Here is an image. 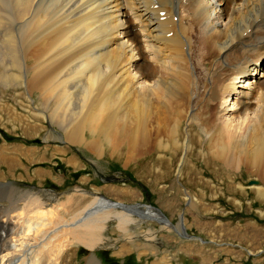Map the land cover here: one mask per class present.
<instances>
[{
  "label": "bare ground",
  "instance_id": "1",
  "mask_svg": "<svg viewBox=\"0 0 264 264\" xmlns=\"http://www.w3.org/2000/svg\"><path fill=\"white\" fill-rule=\"evenodd\" d=\"M263 62L264 0H0L1 94L23 87L31 100L37 95L43 122L63 129L67 142L126 162L183 149V166L194 147L189 128L197 126L209 159L244 167L262 181L261 194ZM8 65L18 73L8 74ZM209 87L223 97L213 94L206 101L216 104L207 108L212 116L202 118ZM99 197L93 203L102 207L80 211L67 225L70 245L94 250L108 220L120 229L135 221L136 214ZM33 200L34 216L0 219V264H60L55 242L67 233L51 235L52 212Z\"/></svg>",
  "mask_w": 264,
  "mask_h": 264
},
{
  "label": "rangeland",
  "instance_id": "2",
  "mask_svg": "<svg viewBox=\"0 0 264 264\" xmlns=\"http://www.w3.org/2000/svg\"><path fill=\"white\" fill-rule=\"evenodd\" d=\"M7 68L8 74L18 73L17 68ZM221 79L217 84L223 86L225 79ZM212 87L205 102L212 103L213 94L220 96L216 100L223 97ZM5 88L2 94L0 90V219L34 216L33 199H39L43 208L38 210L52 212L46 214L47 221L53 220L48 229L57 236L67 233V225L80 211L102 207L93 201L104 196L124 204L155 205L173 223L182 212L187 233L205 242L181 240L167 226L161 229L138 217L127 229L110 219L103 229L104 243L94 250L70 245L69 234L60 235L55 242L63 250L60 264H264V193L257 190L263 183L244 167L231 169L209 159L197 126L189 128L194 147L183 166V149L154 150L127 162L109 151L100 157L85 146L67 142L59 126L43 122L37 95L34 102L23 87ZM207 102L200 111L202 118V114L210 117L215 104Z\"/></svg>",
  "mask_w": 264,
  "mask_h": 264
},
{
  "label": "water",
  "instance_id": "3",
  "mask_svg": "<svg viewBox=\"0 0 264 264\" xmlns=\"http://www.w3.org/2000/svg\"><path fill=\"white\" fill-rule=\"evenodd\" d=\"M114 206L125 209L127 211H131L132 213L136 214L138 217H140L141 219H146V220H150L153 221L157 224H161V223H167L174 231V233L182 239H191L193 238L192 236H189L186 233L185 230V226L183 224V216L182 213L179 215V220L176 224H172L167 217L155 206L149 205L148 207L155 210L156 212H158L157 215H153V216H148L146 212H142V211H136L139 208V205H135V206H131V205H127V204H123V203H113Z\"/></svg>",
  "mask_w": 264,
  "mask_h": 264
}]
</instances>
